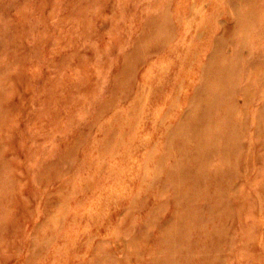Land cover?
<instances>
[{
  "label": "rangeland",
  "instance_id": "rangeland-1",
  "mask_svg": "<svg viewBox=\"0 0 264 264\" xmlns=\"http://www.w3.org/2000/svg\"><path fill=\"white\" fill-rule=\"evenodd\" d=\"M0 264H264V0H0Z\"/></svg>",
  "mask_w": 264,
  "mask_h": 264
},
{
  "label": "bare ground",
  "instance_id": "bare-ground-1",
  "mask_svg": "<svg viewBox=\"0 0 264 264\" xmlns=\"http://www.w3.org/2000/svg\"><path fill=\"white\" fill-rule=\"evenodd\" d=\"M136 54V53H135ZM134 54V55H135ZM133 70V69H132ZM232 69H230L229 66H224L222 68H220L218 74H216V76L214 77L215 78V81L216 83L218 82L219 84H222L223 85V82L224 80L227 78V76L230 74L231 75V72ZM126 72V71H124ZM226 72L229 73L228 75H226ZM127 74V73H126ZM233 74V73H232ZM234 78V77H233ZM200 90V89H199ZM200 93V92H199ZM216 100V99H215ZM195 102V101H194ZM193 102V103H194ZM230 104V103H229ZM205 105V104H204ZM231 105V104H230ZM199 109V108H198ZM230 110V109H229ZM232 110V109H231ZM223 113V112H222ZM186 123V122H185ZM205 126V125H204ZM204 129V128H203ZM203 132V131H202ZM211 132V131H210ZM213 133V132H212ZM209 134V133H208ZM211 134V133H210ZM203 135V134H202ZM199 138V137H198ZM212 138V137H211ZM198 142V140H197ZM198 145V144H197ZM195 148V147H194ZM193 150V149H192ZM177 162V161H176ZM197 167V166H196ZM209 173L207 172L206 176L208 177ZM182 179H185V180H190L191 184H194L196 178L194 176L192 177H189L187 174H184V176L182 177ZM200 188V187H199ZM180 222V221H178ZM176 222V225H179V224H182L181 222L178 223ZM183 225V228L181 229L180 233H184V239L182 238V242L180 243V240H179V236L178 234L175 235V233L177 232V230H175V228L171 231H167V237L169 238V241L168 243L170 244V238L173 236V239H174V243H176L177 245V248L178 249H182V248H187L189 246V244L192 243V240H191V232H190V226L188 225ZM192 229V228H191ZM194 243H196V240L194 239Z\"/></svg>",
  "mask_w": 264,
  "mask_h": 264
}]
</instances>
